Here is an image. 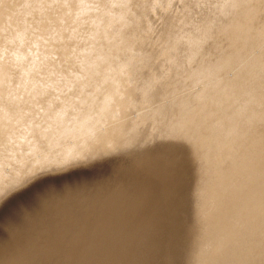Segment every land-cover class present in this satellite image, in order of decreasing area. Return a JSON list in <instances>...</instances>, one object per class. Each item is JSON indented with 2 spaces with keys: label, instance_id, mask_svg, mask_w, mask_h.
I'll list each match as a JSON object with an SVG mask.
<instances>
[{
  "label": "rangeland",
  "instance_id": "1",
  "mask_svg": "<svg viewBox=\"0 0 264 264\" xmlns=\"http://www.w3.org/2000/svg\"><path fill=\"white\" fill-rule=\"evenodd\" d=\"M43 1L0 2V64L8 68L3 90L23 93L18 102L0 93V108L25 115L0 132V158L14 153L5 159L0 188L17 172L34 174L0 196V264H264V117L244 129L235 142L238 158L229 162L207 137L236 105L207 120L197 113L182 126L191 105L178 103L189 83L175 84L168 65L157 59L156 40L183 13L184 0H129L126 6L49 0L48 8L40 9ZM81 5L89 10L76 19L53 20ZM250 7L254 18L238 17L250 28L248 36L233 42L229 31L206 53L247 58L253 49L264 52V0H251ZM42 38L55 40L46 49ZM89 47L95 50L87 52ZM32 64L22 88L21 73ZM115 74L125 75L133 92L129 119L116 148L101 153L95 136L117 119L107 114L82 137L65 134L61 124L97 115ZM116 103H109L112 114ZM61 110L59 123L51 114ZM32 143L39 149L35 163L27 156ZM70 147L74 154H66ZM60 163L70 165L43 171Z\"/></svg>",
  "mask_w": 264,
  "mask_h": 264
},
{
  "label": "bare ground",
  "instance_id": "2",
  "mask_svg": "<svg viewBox=\"0 0 264 264\" xmlns=\"http://www.w3.org/2000/svg\"><path fill=\"white\" fill-rule=\"evenodd\" d=\"M3 1L0 0V2ZM112 1L115 4L124 6L129 2V0ZM204 2L205 0H184L183 13L177 17L175 24L168 27L156 40V44L159 47L157 59L168 65L167 74L175 79V84L179 82L182 85L185 82L189 83V88L183 91L186 97L178 103L179 108H187L191 105L187 110V115L182 118V126L193 122L194 115L197 113L201 114L202 120H207L222 112L226 106L236 105L235 111L224 118L225 122L217 120L213 124L211 134L207 137L213 149L218 152H224L226 159L232 162L238 158V149L235 142L245 135L244 129L264 117V61L261 60L264 57V52L259 49H253L247 58H241L239 55L212 58L206 53L207 46L214 39L227 36L229 31H234L231 37L233 42L241 37L246 38L250 28L242 26L238 22V17L241 15L246 20H250L254 18L256 13L250 7L251 0H211L208 6L203 8ZM49 3V0H44L40 9L48 8ZM167 8L168 4L163 9L166 11ZM88 10L86 5H81L74 13H69L53 20L59 23L70 22L79 15L85 14ZM3 31L4 29L0 27V36ZM257 37L260 39L261 34L259 33ZM17 38L22 41L21 35ZM42 40L46 42L45 48L48 49L52 46L55 39L42 38ZM4 43L9 44L8 41ZM3 49L4 47L0 48V60L3 56ZM90 50L94 51L95 49L89 47L87 52ZM218 51L217 47L212 49L214 54L218 53ZM116 53L117 51L114 49L111 54L115 55ZM21 58V55L15 56L16 61ZM35 66L36 64H32L30 68L22 71L20 78V86L22 88L26 85ZM7 70L8 68L5 64H0V93H4L3 98H12L18 102L23 98V93L12 96L3 90V87L8 83ZM125 75L115 74V77L106 84L107 94L99 105L97 115L81 114L79 119L70 123L62 122V115L64 114L62 110L52 113L51 117L59 121V123L62 122L61 129L65 134L82 137L87 134L91 135L93 125L103 123V119L108 116L107 114H110V117L117 120L113 123L104 124L103 134L95 136V140L101 146L99 149L101 153L114 150L117 141L123 137L127 130L126 123L129 119L127 102L133 96V92L129 90L122 79ZM172 91H175V87H173ZM110 102H118L116 103L118 109H116L117 112L114 114L109 111ZM209 105H213L214 110H209ZM247 111L249 113L245 114ZM11 117L12 120H9ZM24 117L23 113L11 115L10 112L0 108V132L13 129L16 123L24 120ZM29 129L27 127L22 130L27 133ZM44 135L45 132H42V136ZM3 148L4 145L0 144V150ZM38 150V146L35 143L28 146L27 156L32 158L34 163L37 162L35 154ZM66 150V154L75 153L72 147ZM13 157L14 153L9 152L5 158H0V180L6 174L3 168L8 166L5 159L9 160ZM69 165L66 163L51 164L43 171L55 172L63 170ZM71 165H76V163ZM245 168L243 166L240 172L244 171ZM33 175L25 177L20 176L17 172L9 186L0 188V196L7 194L13 188L31 179ZM191 192L193 194V191ZM191 197L189 201L192 200ZM49 199L52 198H48L45 201ZM55 200L61 199L57 198ZM193 201H195L194 194Z\"/></svg>",
  "mask_w": 264,
  "mask_h": 264
}]
</instances>
